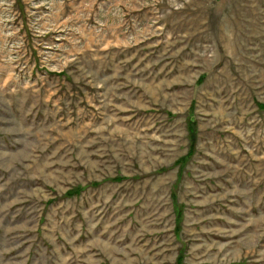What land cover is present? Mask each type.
Listing matches in <instances>:
<instances>
[{
	"label": "rangeland",
	"instance_id": "1",
	"mask_svg": "<svg viewBox=\"0 0 264 264\" xmlns=\"http://www.w3.org/2000/svg\"><path fill=\"white\" fill-rule=\"evenodd\" d=\"M0 264H264V0H0Z\"/></svg>",
	"mask_w": 264,
	"mask_h": 264
},
{
	"label": "trees",
	"instance_id": "2",
	"mask_svg": "<svg viewBox=\"0 0 264 264\" xmlns=\"http://www.w3.org/2000/svg\"><path fill=\"white\" fill-rule=\"evenodd\" d=\"M188 129L190 130V134H191V132H193V128H192V125L190 123L188 124Z\"/></svg>",
	"mask_w": 264,
	"mask_h": 264
}]
</instances>
